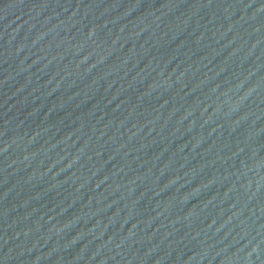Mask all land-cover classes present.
<instances>
[{
	"label": "water",
	"instance_id": "1",
	"mask_svg": "<svg viewBox=\"0 0 264 264\" xmlns=\"http://www.w3.org/2000/svg\"><path fill=\"white\" fill-rule=\"evenodd\" d=\"M0 264H264V0H0Z\"/></svg>",
	"mask_w": 264,
	"mask_h": 264
}]
</instances>
